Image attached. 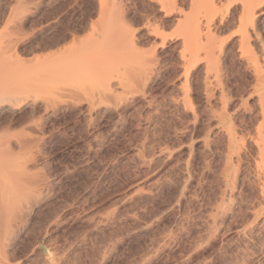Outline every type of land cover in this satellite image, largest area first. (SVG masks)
<instances>
[{
    "label": "rangeland",
    "instance_id": "rangeland-1",
    "mask_svg": "<svg viewBox=\"0 0 264 264\" xmlns=\"http://www.w3.org/2000/svg\"><path fill=\"white\" fill-rule=\"evenodd\" d=\"M188 1L0 0V264H264L241 4L210 61Z\"/></svg>",
    "mask_w": 264,
    "mask_h": 264
},
{
    "label": "bare ground",
    "instance_id": "bare-ground-1",
    "mask_svg": "<svg viewBox=\"0 0 264 264\" xmlns=\"http://www.w3.org/2000/svg\"><path fill=\"white\" fill-rule=\"evenodd\" d=\"M224 1L230 6L237 0H235L234 2H232L231 0L188 1L190 14L185 15L184 20L181 19L178 21V25L181 27L182 31L181 34L184 40L183 47L185 50H189L193 53L203 50L206 53L205 58L210 61H213L217 49L220 51V53L224 51V46L226 43L224 44V46H219L218 34H220L224 29H227L231 22L229 21V17L231 16H229L228 14L224 15L222 13L223 11L220 12L222 7L224 6L222 5L221 9L220 7H218L219 4L223 3ZM237 2L241 4V9L240 11H238L236 17L232 19V23L233 25L238 24L239 26L238 35L240 39L238 41V48L240 49L242 56L248 61V64H251L253 66L257 82L256 86H258V90L261 91V113L263 116V124L261 125L262 128L258 131L259 135H257V140H255V145L257 147V156L255 158L256 160L254 161V176L256 180L255 182L257 183L256 189H258L260 202L257 205L254 216L256 218V222L261 223V230L264 233V70L259 65V59L255 57L254 54L253 56H248V58L247 56L245 57V52L250 48L252 39L263 43V40L260 37V27L262 24H264V0H239ZM24 84L25 83H21L16 87L14 86L13 88H15L16 90L17 88L20 89L21 87H24ZM29 85L30 84H28V86ZM8 88H10V86H7L6 90ZM13 88L11 90H13ZM2 101H0L1 112L6 109V105H4V102ZM230 144H234V139L232 137H230Z\"/></svg>",
    "mask_w": 264,
    "mask_h": 264
}]
</instances>
